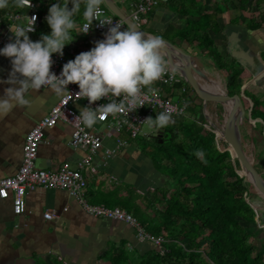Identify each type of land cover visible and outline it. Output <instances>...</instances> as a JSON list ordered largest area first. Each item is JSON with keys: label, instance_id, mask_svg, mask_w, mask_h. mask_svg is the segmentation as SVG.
<instances>
[{"label": "crops", "instance_id": "1", "mask_svg": "<svg viewBox=\"0 0 264 264\" xmlns=\"http://www.w3.org/2000/svg\"><path fill=\"white\" fill-rule=\"evenodd\" d=\"M33 1L37 3L35 9L38 18L35 31L29 32V36L37 40L41 38V33L51 31L46 16L50 5L56 3V0ZM102 4L105 5L104 2ZM180 4L184 8L191 4L194 8L193 14L180 13ZM116 5L129 16V1L124 8L117 3ZM83 9L84 4L81 3V13ZM29 10L27 6L21 7L19 4L14 7L6 6L0 16L6 11L28 14ZM204 13L213 16V25L208 29V33L222 57L227 62L234 61L235 65L242 69L240 78L247 82L245 89L249 88L259 98H263L264 92L260 94V87H264L263 0H163L147 12L146 22L142 25L144 31L150 34L162 35L164 40L171 43L174 41V45L179 42L181 47L175 46L183 51L192 48L195 52L192 56L196 62L202 61L199 64L205 67V63H208L211 67L214 64L204 54L205 49H199L196 41L187 43L178 37V30L184 27L186 18L197 19L199 14ZM25 19L26 17L18 20V23H24ZM76 19L77 26L80 27L84 22L83 17L78 16ZM2 25L1 22L0 30L4 29ZM96 39L97 34L94 31L78 33L72 42L65 45L63 53L70 56L79 50H89L95 46ZM244 52L247 57H244ZM11 67V58L0 54V77L5 78L4 82H0V95L10 86L6 78ZM260 72H263V75L255 82L252 81L251 78ZM252 83L257 84L251 86ZM182 85L187 88L185 83L169 86L157 80L151 86L145 87L158 86L179 105L184 99L185 108L194 106L193 103L203 104L202 98L193 91L186 95L181 94ZM25 95L29 101L27 105L16 106L6 115L0 116V178L13 175L18 170L26 133L60 98L45 86L38 90H29ZM72 105L78 111L84 106L81 100ZM87 128L101 133L103 141L102 147L93 157L96 172L86 174L85 200L88 203L113 207L105 204L102 198L103 195L115 192L114 197H122L132 202L133 208L137 209L138 219L142 218L144 225L150 221L156 222L161 207L151 196L154 188L162 184L163 174L156 168L149 153L152 147L140 146L136 140L140 134L135 138L123 135L127 144L110 157H105L104 148H111L116 144L112 129L100 122ZM71 131V125L62 120L44 128L43 139L37 147L35 167L45 170L57 169L63 163L74 165L83 157L86 150L72 147L69 143ZM144 136L150 142H154L152 138H159L156 133ZM25 203V211L15 214L11 198H0V264H105L103 253L110 247L123 245L135 254L136 250L139 253L142 248L152 246L148 241L137 240L131 225L120 220L91 215L82 203L65 189L34 186L27 189ZM44 212H51L52 217L45 218Z\"/></svg>", "mask_w": 264, "mask_h": 264}, {"label": "trees", "instance_id": "2", "mask_svg": "<svg viewBox=\"0 0 264 264\" xmlns=\"http://www.w3.org/2000/svg\"><path fill=\"white\" fill-rule=\"evenodd\" d=\"M17 5V0H8L6 6ZM6 6L0 8V14ZM180 6V13L193 14L191 4L187 8ZM212 17L204 13L197 19L186 18L178 37L187 43L196 41L199 49H205L204 54L227 77L228 94L242 101L245 119H261L252 121V129L264 141V97L259 98L249 88L241 94L242 69L234 61L227 62L210 37ZM183 83L187 85L183 95L189 91L198 95L181 77L174 84ZM217 105L221 109L222 104ZM194 106H186L183 113L173 116L174 122L163 129L161 142H151L153 148L149 153L163 174L162 184L154 188L151 198L160 203L161 209L156 222L144 225V220H139L145 229L166 237L162 251L153 243L135 254L117 245L103 253L105 264H264V236L257 238L246 226L256 222L251 183L244 180V172L225 140L219 139L203 119H198L196 108L201 104ZM219 143L225 148L220 149ZM197 150L203 152L202 157L196 155ZM260 153L256 152L257 159ZM114 194L103 195L105 204L120 205L138 218L132 202ZM259 220L264 221V213Z\"/></svg>", "mask_w": 264, "mask_h": 264}, {"label": "clouds", "instance_id": "3", "mask_svg": "<svg viewBox=\"0 0 264 264\" xmlns=\"http://www.w3.org/2000/svg\"><path fill=\"white\" fill-rule=\"evenodd\" d=\"M102 2L56 0L50 5L46 16L51 31L41 33V38L37 40L29 36V31H35V16H32L31 27L11 28L14 38L0 47V54L11 58L12 64L6 78L10 86L0 95V116L16 106L27 105L29 101L25 93L29 90L45 86L63 97L71 92L68 88L70 82L78 83L77 99L87 97L89 100L88 105L80 107L77 115L87 126L102 118L101 111L103 114L124 113L128 116L129 111L144 104L143 88L151 86L169 72V61L163 51L166 42L162 35L145 33L134 23L128 22L124 28L121 27L125 25L124 21L112 24V17L103 14ZM7 3L8 0H0V8ZM17 3L21 7L32 6V0H17ZM81 3L84 4L82 13ZM78 16L85 21L80 27L77 26ZM94 20H99L102 25H111L104 38L65 62L59 74L52 71V54L63 55L65 45L72 42L76 34L87 33ZM4 80L0 77V82ZM102 97H107L108 102L91 106L92 102ZM142 122L146 135L156 133L174 121L172 112L163 110L157 112L155 117L147 116ZM196 155L202 157L203 152L197 150Z\"/></svg>", "mask_w": 264, "mask_h": 264}, {"label": "built area", "instance_id": "4", "mask_svg": "<svg viewBox=\"0 0 264 264\" xmlns=\"http://www.w3.org/2000/svg\"><path fill=\"white\" fill-rule=\"evenodd\" d=\"M160 1L163 0H129V18L135 24L141 26L146 22L145 15L147 12H149ZM36 6L37 3L32 0V6L29 7L30 10L28 14L20 13L19 11H6L0 16V23L2 22V27H4L3 30H0L1 47H3L10 39L14 38L11 28L17 29L19 27H31L32 16H35L36 18L34 25L36 28V21L38 18V12L35 9ZM101 8L104 15L112 17V24L123 21L121 18L116 17L105 5L101 4ZM25 17L26 19L24 20V23H18V20ZM110 26V24L102 25L99 20H94L89 31H94L97 34V41L104 38L105 33ZM121 27L124 28L126 26L122 25ZM81 51L85 50H79L70 56L67 54L65 55L64 53L63 55L53 53L52 57L54 63L51 66V70L59 74L62 70L63 64L69 59H74ZM168 68L169 72L159 79V81L165 82L169 86H173L181 76L173 68L170 62ZM68 88L72 93L68 92L63 97H60L56 104L51 106L48 112L35 122L26 133L22 145V160L18 170L13 175L0 178V198L4 199L10 197L13 212L15 214H21L26 209L25 193L27 189L33 188L34 186L65 189L70 195L76 197L82 203L84 209L91 215L116 219L131 225L135 230L137 240L151 242L162 251V246L167 241L166 237L162 234H154L145 229L139 219L131 212L119 206L108 207L102 204L88 203L85 200L84 195L87 186L86 174L96 172V165L93 163V157L102 147L103 136L101 133L88 129L87 125H85L77 116L80 111L76 110L72 104L80 100L84 105L89 104L87 97L79 99L75 97V93L79 91L78 83L70 82ZM186 90L187 88L185 85L180 87L181 94L186 92ZM69 96L72 97L69 98ZM142 100L144 104L140 105L135 110L129 111L128 116L124 113H118L116 115L103 114L101 111L102 118L97 122L104 123L108 128L112 129L116 142L114 147L104 148L103 152L105 157H110L115 151L127 144V141L122 137L123 135H126L128 138L137 137L140 133L141 126L143 125L142 120L147 116H155L157 112L163 110L171 111L173 116L185 111L186 104L184 99L179 105L163 93L158 86L149 88L144 87L142 90ZM107 102L108 98L102 97L101 99L92 102L91 106L97 107ZM97 110L100 111V109ZM59 120L70 124L72 127L69 139L70 145L72 147L84 148L86 154L76 161L74 165L63 163L59 168L52 170L37 168L35 167L34 160L37 147L43 139V129L53 126ZM253 210L258 218L260 215H258V212L254 207ZM43 215L45 218L52 217L51 212H44ZM257 218H255V220L260 221L259 218Z\"/></svg>", "mask_w": 264, "mask_h": 264}, {"label": "water", "instance_id": "5", "mask_svg": "<svg viewBox=\"0 0 264 264\" xmlns=\"http://www.w3.org/2000/svg\"><path fill=\"white\" fill-rule=\"evenodd\" d=\"M103 2L116 16H118L125 22V26H127L128 22L134 23L129 18V16L125 15L122 12V10L116 5L113 0H103ZM138 28L143 32L148 33L144 31L141 26H138ZM165 42L166 46L163 49L165 58L172 64L173 68L178 72V74L183 78V80H185L192 88L195 89L198 95L202 98L204 104L206 103V101H212L215 103H220L222 104V106L224 104H229L230 107L233 108V115L230 116L227 120L224 134L221 133L222 137L227 143V145L231 147V149L229 148L231 156L237 159L240 167L243 169L244 180L250 182L255 188V191L258 192L262 197H264V179L262 178L261 174L256 171V169L253 167L250 158L245 154L239 143V139H237L239 137V126L242 123L245 115L242 101L236 95L228 94L227 90L223 89L222 91H212L205 88L201 84V82H199V80L195 77V74L199 75L203 79H206L208 78L206 72L203 70H199L189 60V58H192L189 54L184 53L173 43L166 40ZM167 45L171 46L172 48H169ZM178 52L180 54H178ZM244 57H247V53L245 54V52ZM192 60L194 59L192 58ZM261 75H263V72L254 75L251 80L255 82ZM246 86L247 83H243L241 85V91H243ZM252 120L257 121L260 119L256 118ZM162 132V129L158 130L156 134L159 136V138L157 140L152 138L151 140L155 142H161Z\"/></svg>", "mask_w": 264, "mask_h": 264}, {"label": "rangeland", "instance_id": "6", "mask_svg": "<svg viewBox=\"0 0 264 264\" xmlns=\"http://www.w3.org/2000/svg\"><path fill=\"white\" fill-rule=\"evenodd\" d=\"M128 1L129 0H125V2H123V3L116 1V3L120 7L124 8V6H126ZM142 27L144 28V26H142ZM170 39H172V38H170ZM175 45H178L179 47H181L179 42H176ZM183 52L186 54H189L193 59H195L192 56L195 54V52L192 50V48L189 47L187 50H185ZM194 61L196 62V59ZM199 62H202V61H199ZM199 62H197V65H198L197 68L199 70L205 71L207 76H211L213 78H215V77L219 78L222 82V85L224 86L223 89L227 90V88H226V77L224 76V74L220 70H218L215 66L210 67V65L208 63H205L203 61L205 63V67H206L205 68L204 66L199 64ZM244 83H247V82L244 81ZM256 84L257 83H255V84L252 83L251 86H255ZM263 90H264V87L261 86L260 87V94H262V92H264ZM195 95H196V93H195ZM202 103H203V100H202ZM203 105L205 106V108L203 107ZM196 109H197L198 116H200L199 119H201V120L203 119L205 121V124L213 127V129L217 132V134L219 136L218 138L222 140L223 137H222V135L219 134V131H221L222 127L225 124V122H223V121L225 120L226 111L224 110L223 106L220 109L219 106L217 105V103L212 102V101H206L205 104L204 103L201 104V107H197ZM206 112H207V114H209L210 119H208ZM153 117H155V116H153ZM222 119H224V120H222ZM139 134L140 135L137 137L136 140H137V142H139L140 146L143 148H145L146 146H151L153 148V145L151 144V142L147 141L146 137L144 136V124L141 126V130H140ZM257 134L258 133L252 129V119L249 118V116H247L246 119L244 117L242 123L239 126V142L241 144L243 151L250 158V161L252 162L253 166H255L256 171H258L261 174L262 178L264 179V141ZM253 139H254V141H253ZM227 147H228V145H227ZM219 148L224 149L225 145H223L222 143H219ZM258 151H261V153H260L261 155L257 159L256 158V152H258ZM148 155H149V153H148ZM232 162H233V164H235V161L233 159H232ZM241 170L243 171L242 168H241ZM250 191H251L250 197L252 200L251 201L252 206L256 209V211L258 212V215H260V213H264V197H262L258 192L255 191V188L253 187L252 184L250 187ZM254 217L257 218V215H255ZM246 226H247V229L251 233H253L257 238L264 236V221H256V222L250 223V225H246Z\"/></svg>", "mask_w": 264, "mask_h": 264}, {"label": "bare ground", "instance_id": "7", "mask_svg": "<svg viewBox=\"0 0 264 264\" xmlns=\"http://www.w3.org/2000/svg\"><path fill=\"white\" fill-rule=\"evenodd\" d=\"M169 48H172L171 46H169V45H167ZM178 54H180L179 52H178ZM189 60L197 67L198 65H197V62H195L194 60H192V58H189ZM195 77L199 80V82H201V84L205 87V88H207V89H209V90H212V91H222L223 90V85H222V82H221V80L219 79V78H213V77H211V76H208V78H206V79H203V78H201L199 75H197V74H195ZM223 107H224V110L226 111V115H225V120L224 119H222V120H224L223 122H225V124H224V126L222 127V129H221V131H219V133H220V135H222V134H224V131H225V126H226V122H227V120L229 119V117L230 116H232L233 115V108H231L230 107V105L229 104H224L223 105ZM204 109V108H203ZM206 115H207V117H208V119H210L209 117V114H207V112H206ZM222 133V134H221ZM237 139H239V137L237 138ZM240 143V142H239ZM241 145V144H240ZM230 147V146H229ZM231 148V147H230Z\"/></svg>", "mask_w": 264, "mask_h": 264}]
</instances>
